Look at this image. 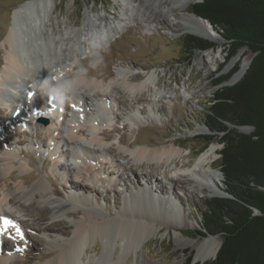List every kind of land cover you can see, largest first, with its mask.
<instances>
[{"label": "bare ground", "instance_id": "6f19581e", "mask_svg": "<svg viewBox=\"0 0 264 264\" xmlns=\"http://www.w3.org/2000/svg\"><path fill=\"white\" fill-rule=\"evenodd\" d=\"M196 1L198 2V0H169V5L173 9L177 8L182 12L177 19L182 24L181 33L192 34L216 43L219 36L208 23L186 11ZM113 2L121 4L122 8L119 18L110 24L104 23L102 26H98L95 16L86 13L81 28L69 26L60 35H52L49 26V30L47 29V24L52 26L55 23L53 18L55 3L53 0H35L13 10L10 26L4 38L3 44L7 47V52L4 61L5 68L0 77V105L8 113L6 120L10 125L16 127L20 124L26 126L27 122L33 123L36 118L51 117L52 119V114L54 115L52 110L55 105L53 100L64 98V113H61L57 118L60 121L59 128L54 131V136L51 135L52 147L48 153L50 156L59 155L57 157L66 159L68 157L74 164L79 163L78 155L80 156V154L85 155L92 162L96 161L97 156L94 157V155H109L110 148L104 146L102 140L110 138L113 130L104 129L102 125H98L99 121L113 118V113H108L109 108L116 107L120 115L126 117V120L135 126V124H142V119L145 121V114L151 115V118L157 117L155 115L159 113L160 108L154 103L155 99L169 98L175 95L174 92L154 90L151 94L154 100L143 99L142 92L148 91L150 86L156 87L158 77L154 72H143L130 66L117 69L115 78L108 84L96 77L93 80L85 78L83 75L76 78L71 74L72 72H69L70 69L73 70L76 58L82 55V46L93 50L100 46L101 42H110L127 25L137 19L146 25L151 23L147 12H134L137 9L134 0H113ZM24 17L31 19L38 32L41 31L40 23L43 24V29L49 32V41L46 45L52 57L43 52L42 54L36 53L32 58L21 48L18 39L21 37L23 26L26 23ZM175 20L171 19L172 23H170L175 24ZM42 40L45 43L44 35H42ZM91 53L92 51L88 55ZM246 68L247 63H244L231 78V82L240 79ZM140 75L144 78L138 82L136 80ZM63 77L73 80L64 86L61 84ZM113 85L127 92L130 95L128 100H122L123 95L116 90V87L113 88ZM35 92L37 94H34ZM33 94L35 100L31 104L30 100L33 98ZM125 112H133V115L127 117ZM84 115L90 117L86 118ZM80 123L83 125L80 126ZM3 125L4 122L0 120V171L2 175L9 176L14 169L23 173L29 167L25 162L19 160L14 142L9 136L5 137ZM84 127L86 130L83 129ZM85 131H87V137H85ZM82 136L85 138L84 141H82L84 139ZM119 141L120 143L125 142L122 137ZM134 141L127 142V146L133 145ZM60 143L68 149L66 153L57 150ZM119 153L117 160L124 159V154H126L131 157L135 165L145 163L148 166L151 163L157 164L162 161L171 164V161L183 157L181 150L174 143L157 148L140 147L134 150H122ZM213 154H216V149L210 145L186 164H181L180 167L173 164L170 169L168 168L163 174L166 184L169 185L166 187L168 189L165 191V196L161 195L162 190L163 192L165 190L163 186L154 185L153 188L158 192L153 193L152 187H148V185L137 189L133 186L130 189L124 185L123 189L126 193L123 197L124 207L115 216L102 214L98 209L92 207L87 198L81 200L72 196L66 200L55 199L48 188L46 179H40L33 186H29L27 180L23 178L8 186L9 178L3 179L6 188L0 197V216L7 217L17 224L24 237L28 235L29 231L31 233L37 231L38 233H59L69 236V238L41 242L44 249L37 257L38 260L35 263H29V258L16 249L12 240L0 236V264H122L131 253L136 255L138 249L143 250L144 245L157 235L163 225L165 229L179 228L180 224L176 221L180 218L182 211L172 197L177 193L175 186H178L182 193L192 190L210 197L223 193L220 188L222 177L220 172L212 167L213 161L210 160ZM111 158L115 159L113 156ZM56 169L67 172L69 176L72 175L76 179L81 177L80 171L70 170L63 165ZM135 173L131 167L125 165L123 170L117 171L116 174L119 179L133 177ZM152 179L153 177L150 176L149 181ZM72 187L74 189L81 188L79 185ZM116 187L114 182V187L108 188V190L113 191ZM91 195L93 194L89 196ZM37 201L48 206L43 211L47 212L52 219L68 217L72 219L71 225H66V227L64 222L57 220L47 226H35L22 220L18 216L20 212H28ZM80 207L81 210L77 211V208ZM163 217L166 218V221L163 220ZM10 232L15 233V230L10 229ZM177 239L178 247L190 246L192 250L196 251L194 258L196 263H204L215 258L221 245L219 237H205L202 241H197L183 238L182 234L178 232ZM98 241L101 242L102 247L96 246L95 254L87 257L90 245ZM51 254L52 257L46 259ZM133 264L141 263L136 260ZM177 264H181V262Z\"/></svg>", "mask_w": 264, "mask_h": 264}, {"label": "rangeland", "instance_id": "374dc122", "mask_svg": "<svg viewBox=\"0 0 264 264\" xmlns=\"http://www.w3.org/2000/svg\"><path fill=\"white\" fill-rule=\"evenodd\" d=\"M34 1L0 0V77L5 68L4 61L7 47L3 43L10 26L12 12L14 9ZM134 1L137 5L134 12H147L151 23L146 25V23H142L137 19L132 24L127 25L110 42H101L100 46L95 47L93 50H88L87 46H82V55L76 58L77 61L73 70L70 69L69 72H72L71 74L76 78L83 75L85 78L93 80L96 77L108 84L115 78L117 69L130 66L143 72H154L158 77L156 87L150 86L148 88L149 92L147 90L142 92L141 97L143 99L154 100L151 97L154 90L174 92L175 95L169 98L155 99L154 103L160 108L159 113L155 115L157 117L151 118V115L145 114V121L142 119V124H135V126H132L126 120V117L121 116L116 107L109 108L108 113H113V118L98 122V125H102L104 129L113 130L110 138L102 140L103 145L110 148L109 155H94V157L97 156L96 161L92 162L85 155L80 154V156L78 155L79 163L77 164H74L68 157L66 159L65 157H57L59 155L50 156L48 153V150L52 147L51 135L54 136V131L59 128L60 121L57 118L61 113H64V98L53 100L55 105L52 110L54 112L52 119L51 117L36 118L33 123L27 122L26 126L23 124L16 127L10 125L6 120L8 113L0 105V120L4 122L5 137L9 136L14 142L19 160L25 162L29 167L23 173L18 169H14L10 176L7 174L2 175L0 171V197H2V192L6 188L3 179L7 177L9 178L8 186L19 182L22 178L27 180L29 186L35 185L40 179H46L48 180V188L55 199L66 200L72 196L81 200L87 198L92 207L98 209L102 214L115 216L124 207L123 197L126 195L123 189L124 185L130 189H132L131 186L137 189L148 185V187H152L153 193L158 192L153 188L154 185L163 186L165 190L163 192L161 188V195L165 196V191L168 189L166 187H169V185L166 184L163 174L168 168L170 169L173 164L176 167L186 164L210 145H213L216 149V154H213L210 158L213 161L212 167L219 171L221 145L217 143L205 145L199 139L200 136L209 133L204 126V121L215 91V87H213L214 76L215 74H217L216 76L226 75L237 65H239L240 70L244 63L248 64L250 62L253 55L246 48H242L234 57L226 61L224 41L218 37L216 43L212 42L216 45V48L196 52L188 60V55L183 50V38L187 34L181 33L182 24L177 20L182 12L177 8L173 9L169 5V0ZM53 2L55 3L53 7L55 23L52 26L47 24V29L49 30V26L52 35H60L69 26L81 28L86 13L95 16L97 19L96 25L102 26L104 23L108 25L119 18L122 8L121 4L114 3L113 0H53ZM195 3L197 1L193 4ZM191 6L186 10L190 14H192ZM24 18L26 23L23 26L21 37L18 39L21 48L32 58L36 53L42 54L43 52L45 55L52 57L46 45L49 41V32L43 29L44 26L41 23V31L38 32V29L34 28L31 19ZM171 19H176V23L171 24ZM42 35H44L45 43L42 42ZM90 51L92 53L88 55ZM85 52L86 54H84ZM143 78L140 75L136 81L141 82ZM71 80L73 79L63 77L61 84L65 86ZM112 87H116V90L123 95L122 100H128L130 95L127 92L115 85ZM185 92L189 93L188 96ZM34 94L32 97L35 96ZM116 97L118 98V96ZM33 100H35L34 97L30 100L31 104ZM56 111H59V113ZM125 115L127 117L131 116L133 112H125ZM84 117L89 118L90 116L84 115ZM84 117H82V120H84ZM82 125L80 123V126ZM85 132V137H87V131ZM120 137L125 142L120 143ZM82 138L84 137L82 136ZM84 140L85 138L82 139V141ZM130 141H134V144L128 147L127 142ZM169 143H174L181 150L183 156L180 159L177 158L171 161V164L162 161L157 164L151 163L150 166L145 163L135 165L131 157L126 154H124V159L119 158L117 160L118 154L122 150H134L140 147L157 148ZM57 150L66 153L68 149L60 143ZM111 155L115 159L112 160ZM61 165L70 170L80 171L81 177L76 179L72 175L69 176L67 172L58 171L56 168ZM125 165L136 172L135 176L118 179L116 173L122 171ZM150 176L153 177L152 181H149ZM114 182L115 187L117 186L115 190H108V188L114 187ZM71 185H75V187L79 185L81 190L79 188L74 189ZM175 187L177 193L172 197L182 211L180 218L176 221L180 224L179 228L165 229L163 225L157 235L144 245L143 250L138 249L136 251L137 257L131 253L122 264H133L136 260L141 264L154 262L159 264H177L180 262L181 264H210L214 259L204 263H196L194 260L195 250H192L190 246L178 247L177 233L180 232L183 238L202 241L205 237L201 236L203 231L200 228L199 214L205 207L204 202L214 197H224L226 194L223 191L219 196L210 197L192 190H190L191 192L182 193L178 186ZM220 188L223 190L222 183ZM90 194L93 195L89 196ZM47 207L46 204L37 201L28 212H20L18 216L28 224L32 223L35 226H47L57 220L64 222V226L71 225L72 219L68 217L52 219L47 212H44ZM79 210H81V207L77 208V211ZM163 220L166 221V218L163 217ZM12 234L15 235L14 232ZM66 238L68 239L69 236L60 235L59 233H38L37 231L31 233L29 231L23 240L17 238L12 242L16 249H20L22 255L29 258V263H35L44 249L41 242L59 241ZM96 246L101 248V242L98 241L90 245V250L86 254L87 257L95 254ZM50 257H52V254L46 259Z\"/></svg>", "mask_w": 264, "mask_h": 264}, {"label": "trees", "instance_id": "16d2710c", "mask_svg": "<svg viewBox=\"0 0 264 264\" xmlns=\"http://www.w3.org/2000/svg\"><path fill=\"white\" fill-rule=\"evenodd\" d=\"M191 13L208 21L224 41L226 61L242 48L253 55L235 84L226 85L239 65L214 76L204 121L209 133L199 139L221 145L219 172L226 196L204 202L201 236L221 239L210 264H264V0H202L191 6ZM214 48L194 35L183 38L188 60ZM245 126L252 130L241 132Z\"/></svg>", "mask_w": 264, "mask_h": 264}, {"label": "snow or ice", "instance_id": "6c2138e0", "mask_svg": "<svg viewBox=\"0 0 264 264\" xmlns=\"http://www.w3.org/2000/svg\"><path fill=\"white\" fill-rule=\"evenodd\" d=\"M10 229L15 230V235H13L10 232ZM0 236L7 237L8 239L13 240V241H15L17 238L21 240L24 239V234L20 230V227L17 224H15L12 220L4 216H0Z\"/></svg>", "mask_w": 264, "mask_h": 264}, {"label": "water", "instance_id": "95a60500", "mask_svg": "<svg viewBox=\"0 0 264 264\" xmlns=\"http://www.w3.org/2000/svg\"><path fill=\"white\" fill-rule=\"evenodd\" d=\"M202 0H200V1H198V2H201ZM197 2V3H198ZM195 16V15H194ZM196 18H198L199 20H201V21H204V22H206V23H208V25L212 28V26H211V24L208 22V21H205V20H203V19H201L200 17H197L196 16ZM213 29V28H212ZM252 60V59H251ZM251 60H250V62H251ZM250 62L248 63V64H250ZM247 64V65H248ZM248 68V67H247ZM246 71V70H245ZM245 73V72H244ZM244 73L242 74V76L244 75ZM237 81H235V82H231V79L226 83V85H233V84H235ZM239 130L241 131V132H244V133H248L250 130H252L250 127H247V126H245V127H240L239 128ZM249 130V131H248ZM221 174V173H220ZM221 176H222V174H221ZM226 196V195H225ZM224 196V197H225Z\"/></svg>", "mask_w": 264, "mask_h": 264}]
</instances>
